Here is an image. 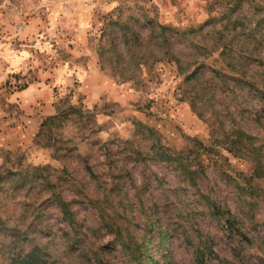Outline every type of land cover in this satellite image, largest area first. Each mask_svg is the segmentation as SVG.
I'll list each match as a JSON object with an SVG mask.
<instances>
[{"label": "rangeland", "instance_id": "rangeland-1", "mask_svg": "<svg viewBox=\"0 0 264 264\" xmlns=\"http://www.w3.org/2000/svg\"><path fill=\"white\" fill-rule=\"evenodd\" d=\"M30 255L264 264V0H0V264Z\"/></svg>", "mask_w": 264, "mask_h": 264}, {"label": "trees", "instance_id": "trees-1", "mask_svg": "<svg viewBox=\"0 0 264 264\" xmlns=\"http://www.w3.org/2000/svg\"><path fill=\"white\" fill-rule=\"evenodd\" d=\"M63 205L68 207V204H66V203H63ZM29 257L30 258L28 260H23V262L20 264H40V261L36 260V258L34 256L30 255Z\"/></svg>", "mask_w": 264, "mask_h": 264}]
</instances>
